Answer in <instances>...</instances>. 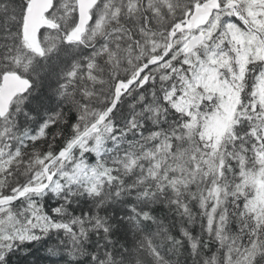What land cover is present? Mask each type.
I'll return each mask as SVG.
<instances>
[{
	"label": "snow or ice",
	"instance_id": "snow-or-ice-1",
	"mask_svg": "<svg viewBox=\"0 0 264 264\" xmlns=\"http://www.w3.org/2000/svg\"><path fill=\"white\" fill-rule=\"evenodd\" d=\"M0 264H264V0H0Z\"/></svg>",
	"mask_w": 264,
	"mask_h": 264
}]
</instances>
